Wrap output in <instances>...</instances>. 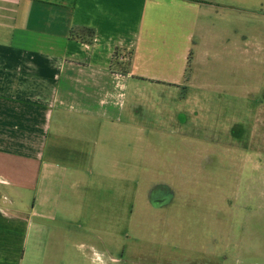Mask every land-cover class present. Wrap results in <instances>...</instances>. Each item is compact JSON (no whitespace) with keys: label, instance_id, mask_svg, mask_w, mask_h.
<instances>
[{"label":"crops","instance_id":"obj_1","mask_svg":"<svg viewBox=\"0 0 264 264\" xmlns=\"http://www.w3.org/2000/svg\"><path fill=\"white\" fill-rule=\"evenodd\" d=\"M233 11L213 0H0V264H97L91 178L122 176L140 95L195 88L207 59L230 57L217 48L238 34Z\"/></svg>","mask_w":264,"mask_h":264},{"label":"rangeland","instance_id":"obj_2","mask_svg":"<svg viewBox=\"0 0 264 264\" xmlns=\"http://www.w3.org/2000/svg\"><path fill=\"white\" fill-rule=\"evenodd\" d=\"M213 1L234 10L230 57L206 60L197 94L140 95L122 176L91 178L97 264H264V0Z\"/></svg>","mask_w":264,"mask_h":264},{"label":"trees","instance_id":"obj_3","mask_svg":"<svg viewBox=\"0 0 264 264\" xmlns=\"http://www.w3.org/2000/svg\"><path fill=\"white\" fill-rule=\"evenodd\" d=\"M88 34H89L90 39L93 40L94 39V32L93 31H89Z\"/></svg>","mask_w":264,"mask_h":264}]
</instances>
